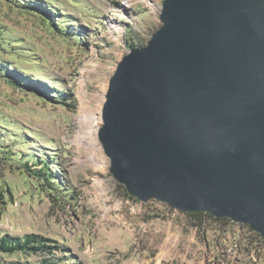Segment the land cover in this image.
<instances>
[{
	"label": "rangeland",
	"instance_id": "1",
	"mask_svg": "<svg viewBox=\"0 0 264 264\" xmlns=\"http://www.w3.org/2000/svg\"><path fill=\"white\" fill-rule=\"evenodd\" d=\"M157 2L0 0V59L40 88L24 93L0 76V237L52 240L0 252V264H249L256 247L264 264L245 224L128 197L109 171L97 138L107 83L127 44L159 28ZM43 158L49 181L23 167L40 170Z\"/></svg>",
	"mask_w": 264,
	"mask_h": 264
},
{
	"label": "water",
	"instance_id": "2",
	"mask_svg": "<svg viewBox=\"0 0 264 264\" xmlns=\"http://www.w3.org/2000/svg\"><path fill=\"white\" fill-rule=\"evenodd\" d=\"M109 76L97 138L141 202L264 237V0H162Z\"/></svg>",
	"mask_w": 264,
	"mask_h": 264
},
{
	"label": "trees",
	"instance_id": "3",
	"mask_svg": "<svg viewBox=\"0 0 264 264\" xmlns=\"http://www.w3.org/2000/svg\"><path fill=\"white\" fill-rule=\"evenodd\" d=\"M16 1L18 2V5L25 7L27 9H31V8L24 6V4H26L27 2L34 3V0H22V1L16 0ZM34 4L38 5V3H34ZM133 46H141V45L135 44L134 42H129V44H127V47L129 48ZM4 71L7 72V74H4L3 73ZM0 76L1 77L4 76L5 81L9 85H12L13 87L19 89L20 91H23L24 93L26 91H33L40 93L39 87L32 85L30 81L26 82V79H24L23 76H21L20 73L16 71V69L7 67L5 60L3 59H0ZM42 166L43 168H39L40 170H33L31 168V165H28L27 162L23 164L25 170L28 171L31 175L40 176V177L45 176L47 181H49L48 179L51 175V172L48 168V162L44 158L42 159ZM48 184L51 185L50 183ZM122 188L125 191V194L127 195V191L125 190V188L123 186ZM128 197L133 198L131 195ZM188 214L193 216L194 219L197 220L198 222H201L203 217L205 216H209L214 220H227V218H216L209 213H203V212H189ZM245 226L248 228L249 232L253 233L254 236L260 238L262 240V243L264 244V237H262L257 232L252 231L247 225ZM49 241L52 240L42 237L41 235L36 233H28L23 236H10L8 234H4L0 237V252L12 254L15 253L16 251H24V252H28V251L36 252L41 250L45 251L46 249L52 247V245L48 244ZM257 249L258 248L256 247L255 252L253 253H251V249H246V256L248 257L246 263L256 264V262L260 260V255H259L260 252Z\"/></svg>",
	"mask_w": 264,
	"mask_h": 264
},
{
	"label": "built area",
	"instance_id": "4",
	"mask_svg": "<svg viewBox=\"0 0 264 264\" xmlns=\"http://www.w3.org/2000/svg\"><path fill=\"white\" fill-rule=\"evenodd\" d=\"M161 2H162V0H159V2H157L154 10H157L158 12L160 11V9H161Z\"/></svg>",
	"mask_w": 264,
	"mask_h": 264
},
{
	"label": "bare ground",
	"instance_id": "5",
	"mask_svg": "<svg viewBox=\"0 0 264 264\" xmlns=\"http://www.w3.org/2000/svg\"><path fill=\"white\" fill-rule=\"evenodd\" d=\"M153 4V3H152ZM151 7V6H150ZM154 8V7H153Z\"/></svg>",
	"mask_w": 264,
	"mask_h": 264
}]
</instances>
